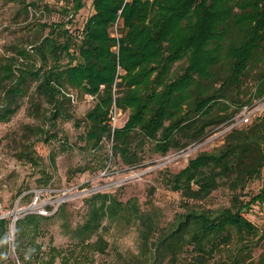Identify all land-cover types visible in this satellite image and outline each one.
Wrapping results in <instances>:
<instances>
[{
  "label": "trees",
  "instance_id": "1",
  "mask_svg": "<svg viewBox=\"0 0 264 264\" xmlns=\"http://www.w3.org/2000/svg\"><path fill=\"white\" fill-rule=\"evenodd\" d=\"M70 3L62 8L68 19L44 24L50 28L47 35L28 46L13 47L9 55L0 54V123L7 121L17 111L19 100L29 94L36 105L44 101L51 105L48 127L40 126L38 137L22 151L33 163L39 162L38 146L57 135L58 119L68 113V92L76 96L78 90L84 95L100 92L85 115V138L96 147L106 137L118 61L123 69L117 103L129 112L125 124L116 130L114 147L126 161L137 156L130 145L134 130L144 141H155V149L162 154L180 144L176 132L190 127V121L196 122V133L191 135L203 138L208 126L233 115L235 110L220 119L210 117L228 88L240 83L264 42V0H92L93 11L80 34H75L68 22L85 6V0ZM117 20L119 58L111 33ZM229 37L233 40L225 52ZM225 54L232 60L231 72L215 92L205 93L202 80L216 76L215 67ZM178 62L184 64L171 77ZM102 83L104 89H100ZM256 94H264V77ZM249 102L252 100L240 103L237 109ZM258 117L250 129H232L219 148L200 151L171 175L173 189L187 197L205 199L222 185L232 195L229 205L192 208L179 215L176 225L162 238L170 240L172 250L178 249L173 250L168 264H264V231L245 214L254 204L264 203V183L248 199L243 197L248 183L261 178L264 167V112ZM87 203V219L76 229L82 245L106 249L99 233L106 228L105 221L139 223L143 246L157 232L154 217L141 209L137 197L123 201L110 192H96ZM42 218L31 213L16 221L15 245L22 264H54L61 255L56 245L45 255L36 241ZM9 224L8 218H0V234ZM93 234L97 239L90 241ZM21 235L29 237V242L24 244ZM191 243V254L181 256L180 246ZM257 248L261 251L255 255ZM217 252L219 256L214 257Z\"/></svg>",
  "mask_w": 264,
  "mask_h": 264
},
{
  "label": "rangeland",
  "instance_id": "2",
  "mask_svg": "<svg viewBox=\"0 0 264 264\" xmlns=\"http://www.w3.org/2000/svg\"><path fill=\"white\" fill-rule=\"evenodd\" d=\"M70 2L71 0H0V54L9 55L13 53V47L28 46L47 35L50 28L44 24L68 19L69 16L62 8L71 4ZM92 11V0H85V6L68 22L75 34L82 32ZM118 32L120 36V26L114 23L111 33L116 38L117 46L113 50L119 55ZM232 40L231 37L226 40L225 52ZM231 61L225 54L215 67L216 76L202 80L205 93L215 92L223 85V79L231 72ZM183 64L184 62L175 64L170 76L180 72ZM116 75L117 71L115 78ZM263 77L264 42L250 61L240 83L228 88L227 94L214 106L210 117L220 119L221 115L232 110L235 111L231 117L237 115L242 108L237 109L240 103L248 100L253 102L259 98L256 94L257 87ZM76 94L75 100L71 99L67 104L68 113L58 119L57 135L38 146V163L23 156L22 151L38 137L40 126L48 127L47 117L51 105L45 101L36 105L29 94L19 100L17 111L7 121L0 123V218L10 220L8 230L0 234V264H22L15 245L18 237L16 221L35 213L26 207L38 195L45 201L62 200L54 213L43 215L42 231L36 238L42 244L45 255L51 245L61 249V255L56 257L54 264H168L173 250L178 249L175 246L172 250L168 244L170 240L162 241V238L173 229L181 213L192 208L218 209L230 204L232 193L224 185L200 200L184 196L181 190L173 189L170 183L171 175L184 167L189 158L203 150H216L224 143L227 134L222 133L230 123L229 119L208 126L206 129L209 132L201 139L191 135L196 133V122L190 121V127L176 132L180 144L173 146L165 154L155 149V141H144L141 134L134 130L130 145L137 156L129 162L115 149V135L112 146L110 132L106 137L103 136L96 147L86 142L88 125L85 115L97 99L88 101L79 90ZM96 94L98 96L100 92ZM184 106L187 108L188 104ZM109 113L110 109L108 116ZM127 113L122 111L120 121L124 124L128 118ZM260 118L257 116L238 128L250 129ZM106 122L108 123V119ZM263 183L264 167L261 178L248 183L243 197L248 199ZM66 188L69 189L67 194L59 193ZM96 192H110L123 201L130 197L138 198L141 209L149 212L157 224V232L146 246L141 241L139 223L127 221L104 222L106 228L99 230L106 241L104 251L82 245L76 229L86 221L89 212L87 200ZM245 214L264 231V203L254 204ZM96 239L97 234H93L90 241ZM29 240L26 235L22 236L24 244ZM158 246L159 250L156 251ZM192 246L191 243L178 247L181 249V256L188 257ZM260 251L257 248L254 254L258 255ZM219 254L217 252L214 257ZM209 257L212 258L213 255Z\"/></svg>",
  "mask_w": 264,
  "mask_h": 264
},
{
  "label": "built area",
  "instance_id": "3",
  "mask_svg": "<svg viewBox=\"0 0 264 264\" xmlns=\"http://www.w3.org/2000/svg\"><path fill=\"white\" fill-rule=\"evenodd\" d=\"M115 25L116 26L118 25V20L115 22ZM117 35L119 36V32L117 33ZM116 46L117 45H115L114 47H116ZM117 56L119 58L118 53H117ZM122 69L123 68L121 67L120 62L118 61L117 75H116L115 81H114L113 86H112L113 101H112V105L110 107V113H109V117H108V124L110 127V133L112 136V139H111L112 146H113L114 135H115L116 130L118 129V127H120L122 124H124L120 121L123 110L118 105L117 98H116L117 97L116 96V89L118 86V81L121 80L120 73H122ZM104 86H105V84L102 83L100 85V89H103ZM67 94L71 97V99L75 100V98H76L75 93L68 92ZM96 97H97L96 93H86L85 94V98L88 101H93L94 99H96ZM263 112H264V94L261 97H259L258 99H256L255 101L244 104L242 106L240 112L237 115H235L234 117H230L228 120L230 123L225 127L222 134L226 135L232 129L237 128L239 125L251 122L252 119L261 115ZM68 192H69V189L66 188L62 192H59V193H62L63 195H65ZM61 201L60 200L59 201L58 200L45 201L41 198L40 195H38L35 197L33 202L28 207H26V209H32L33 212L41 214V215H50L58 209V206H59Z\"/></svg>",
  "mask_w": 264,
  "mask_h": 264
}]
</instances>
